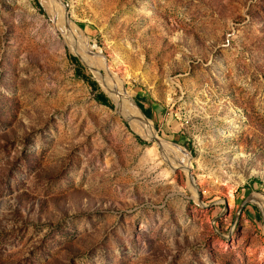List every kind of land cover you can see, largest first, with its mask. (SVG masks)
<instances>
[{
    "label": "rangeland",
    "instance_id": "obj_1",
    "mask_svg": "<svg viewBox=\"0 0 264 264\" xmlns=\"http://www.w3.org/2000/svg\"><path fill=\"white\" fill-rule=\"evenodd\" d=\"M37 1L0 0V264H264V0Z\"/></svg>",
    "mask_w": 264,
    "mask_h": 264
},
{
    "label": "trees",
    "instance_id": "obj_2",
    "mask_svg": "<svg viewBox=\"0 0 264 264\" xmlns=\"http://www.w3.org/2000/svg\"><path fill=\"white\" fill-rule=\"evenodd\" d=\"M36 5L43 11L41 4L36 0ZM70 61L75 65V72L77 77L82 79L94 92H96L95 99L98 103L113 108L110 98L100 89L98 82L93 78V76L86 73L85 67L80 63L79 59L74 56H70ZM136 98L138 106L141 108L143 113L149 118L152 119V112L150 109H146L145 106L141 103V96Z\"/></svg>",
    "mask_w": 264,
    "mask_h": 264
},
{
    "label": "water",
    "instance_id": "obj_3",
    "mask_svg": "<svg viewBox=\"0 0 264 264\" xmlns=\"http://www.w3.org/2000/svg\"><path fill=\"white\" fill-rule=\"evenodd\" d=\"M60 2H62L61 0H59ZM66 29L67 30H70V21H69V19H67V17H66ZM76 55H77V57L81 60V61H83L84 62V60H83V57H82V55H80V53L78 54V53H76ZM85 63V62H84ZM86 64V63H85ZM88 66V65H87ZM90 68V67H89ZM91 69V68H90ZM92 70V69H91ZM93 71V70H92ZM99 72V71H98ZM100 73V75L102 76V78H105V76L101 73V72H99ZM137 105V104H136ZM137 107H138V109L140 110V112H141V114L147 119V121H148V123H150V120L145 116V114L143 113V111L141 110V108L137 105ZM127 119V118H126ZM135 119H137V118H128L127 120L130 122V121H133V120H135ZM152 126V125H151ZM152 129H153V135H152V138H150V139H152V140H154L158 145H159V147L162 149V141L160 140V138L158 137V135H157V133L154 131V128H153V126H152Z\"/></svg>",
    "mask_w": 264,
    "mask_h": 264
},
{
    "label": "bare ground",
    "instance_id": "obj_4",
    "mask_svg": "<svg viewBox=\"0 0 264 264\" xmlns=\"http://www.w3.org/2000/svg\"><path fill=\"white\" fill-rule=\"evenodd\" d=\"M144 135V134H143ZM145 137H147V138H152V134H150V136H146V135H144Z\"/></svg>",
    "mask_w": 264,
    "mask_h": 264
}]
</instances>
